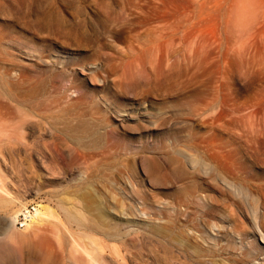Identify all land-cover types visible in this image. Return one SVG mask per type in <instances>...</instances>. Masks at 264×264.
<instances>
[{
  "label": "rangeland",
  "instance_id": "obj_1",
  "mask_svg": "<svg viewBox=\"0 0 264 264\" xmlns=\"http://www.w3.org/2000/svg\"><path fill=\"white\" fill-rule=\"evenodd\" d=\"M29 70L49 106L0 127V264H214L155 229L193 180L183 234L204 231L220 261L262 262L264 0H0V82ZM31 203L53 209L36 231L17 221Z\"/></svg>",
  "mask_w": 264,
  "mask_h": 264
},
{
  "label": "bare ground",
  "instance_id": "obj_2",
  "mask_svg": "<svg viewBox=\"0 0 264 264\" xmlns=\"http://www.w3.org/2000/svg\"><path fill=\"white\" fill-rule=\"evenodd\" d=\"M30 55V54H29ZM5 73V72H4ZM4 76V75H3ZM5 77V76H4ZM0 89L2 92V99L0 100V127L1 125H3L6 120L10 119L12 112H16V111H25L27 112L28 115H34V117L36 116H41L46 112V110L48 109V104H47V99H46V89H45V82H44V78L41 76H36L33 74V71L29 70L28 74L26 76V80L24 83V86L18 85V84H11V83H6V82H0ZM51 106V105H50ZM60 111V110H59ZM49 112V111H47ZM51 112V111H50ZM49 112V113H50ZM17 113V112H16ZM15 113V114H16ZM24 113V112H23ZM64 113V112H63ZM62 114V113H61ZM60 114V115H61ZM27 115V116H28ZM46 115V114H45ZM64 115V114H63ZM32 117V116H30ZM54 117V116H53ZM45 118V117H44ZM44 120V119H43ZM60 120V119H59ZM58 120V121H59ZM57 121V120H56ZM54 122V121H53ZM59 123V122H58ZM84 123V122H83ZM90 123V122H89ZM60 124V123H59ZM54 125V124H53ZM57 123L55 124L54 127L56 126ZM85 124H82V127L85 126ZM4 126V125H3ZM2 126V129H3ZM21 126V125H20ZM25 128V127H24ZM19 129V128H18ZM91 129V128H90ZM1 130V128H0ZM22 130V129H21ZM2 131V130H1ZM0 131V132H1ZM23 131V130H22ZM31 135H34V131L30 129ZM3 133V131H2ZM36 133V132H35ZM1 134V133H0ZM22 134V133H21ZM41 134V133H40ZM39 134V135H40ZM95 134V133H94ZM2 135V134H1ZM99 136V135H98ZM29 137V136H28ZM2 138V136H1ZM24 138H26V136H24ZM98 138V137H97ZM29 139V138H28ZM32 140V139H31ZM8 146V143L6 140L4 139H0V163L4 162V158H3V151L4 148H6ZM40 156V155H39ZM31 158V157H30ZM34 158V156H33ZM41 159V158H40ZM34 162V161H33ZM37 168V167H36ZM32 171V170H31ZM33 173V172H32ZM35 174V173H34ZM42 178V177H41ZM44 178V177H43ZM36 180V178H35ZM32 183V182H31ZM41 183V182H40ZM36 186V185H35ZM185 187V191H186V195L185 197H183L182 199H180L179 201H177L174 205V216L172 219V225L168 226H158L155 227L156 231L162 234H165L167 236H169L172 240V246L174 247H178L179 249H176L174 251H178L179 252H183V251H188L190 252L193 256H195V258L197 257V259L199 260H209L211 262H213L214 264H249L248 262L250 261V257H252L253 255H255V252L251 249L250 252H247L244 255L243 259H240V261H237L236 259H234L232 262L227 261L225 258H223L222 263L219 259V253L217 252V247L214 244H210L208 246H204V243H200L198 240H196V238H201V239H205V232L204 231H194L193 233H190L191 231H188V233H186V235L183 234V231L180 228V225H188V223L184 224L180 219H179V212L176 207H178V205H182L184 203L185 205V209L187 207H189V201L191 200L193 203H199L198 200L201 199V197L197 194V189H198V184L196 180L191 181L190 183H187ZM33 188V187H32ZM6 192L5 188L2 189ZM32 190V189H31ZM82 190V189H81ZM203 192V191H202ZM80 193V192H79ZM81 200H82V204L84 207L87 208H93L97 206V209L99 210V215L101 217H103V222H94L99 228L104 229L105 227H109V229L111 230V233L114 234V230H112L110 228V224L108 225V221L106 220L107 218H104L106 216V210H104L105 208L102 207L101 204H98V199L95 198V194H93V192L91 190L84 189L82 190V192L79 194ZM99 197V196H98ZM197 197V199H195ZM204 197V196H203ZM97 199V200H95ZM190 199V200H189ZM100 201V199H99ZM117 201V200H116ZM122 201V200H121ZM97 202V205L94 204ZM99 203H102L101 201ZM211 203V202H210ZM119 204H121V202L119 201ZM118 204V205H119ZM124 204V202H123ZM122 204V205H123ZM201 205H204L205 203H200ZM117 205V206H118ZM106 206V205H105ZM108 206V205H107ZM106 206V207H107ZM41 209L38 210L37 208V212H36V216L35 219L32 220L33 222V227L35 229V231L38 229L39 225H41L44 222H51V217L54 216L53 215V209L46 205V204H41L40 205ZM119 207V206H118ZM68 211H67V217L68 218H78V219H86V216L83 214V212L78 211L77 208L75 206H69L67 207ZM211 208V207H210ZM228 208V207H227ZM226 208V209H227ZM115 209V208H113ZM205 209V208H204ZM108 210V209H107ZM112 210V208H111ZM144 210V209H143ZM110 211V210H109ZM108 211V212H109ZM191 211V210H190ZM196 211V210H195ZM141 212V211H140ZM145 213V211H144ZM121 214V213H120ZM187 214V213H185ZM211 214V211H205L204 215H208ZM110 215V214H109ZM124 215V214H123ZM189 215V214H187ZM191 215V214H190ZM113 216V215H112ZM131 216V215H130ZM170 216V215H169ZM109 217V216H108ZM115 217V216H114ZM118 217V216H116ZM115 217V218H116ZM123 217V216H122ZM125 217V215H124ZM128 217V216H127ZM126 217V218H127ZM138 217V216H137ZM186 217V216H185ZM100 218V217H99ZM188 218V217H187ZM135 219V218H133ZM185 219V218H184ZM193 217L189 216V219H187V221L189 222L190 220H192ZM114 220V219H113ZM116 220V219H115ZM119 220V219H118ZM137 220V219H136ZM168 220V219H167ZM171 220V219H170ZM196 220V219H195ZM123 221V220H122ZM141 221V220H140ZM127 222H130L131 225H135L132 220H127ZM162 222V221H161ZM220 222V221H219ZM226 222V221H225ZM112 223V222H110ZM143 223V221H142ZM194 223V221H193ZM197 223V222H196ZM128 224V223H127ZM129 224V225H130ZM114 225V223H113ZM164 225V224H163ZM115 226V225H114ZM193 226V225H192ZM189 227V226H188ZM193 228V227H192ZM196 230V229H195ZM208 231V230H207ZM220 231V230H218ZM69 232V231H68ZM12 233V232H11ZM211 233V232H209ZM220 233V232H219ZM224 233V232H223ZM191 234V235H189ZM207 234V233H206ZM213 234V233H211ZM217 234V233H216ZM168 237V238H169ZM209 237V236H208ZM213 237V236H212ZM214 238V237H213ZM220 238V237H219ZM209 239V238H208ZM211 239V238H210ZM209 239V241H210ZM221 241V240H220ZM234 241V240H233ZM231 240L229 246L232 248H236V245L234 244ZM264 241V240H263ZM214 242V241H211ZM210 242V243H211ZM224 242V241H223ZM237 242V241H236ZM206 244V243H205ZM224 244V243H223ZM228 244V242L226 243ZM253 246V245H252ZM250 249V248H249ZM85 250V249H84ZM229 249H225V251H227ZM6 252V247H4L3 245L0 246V256H2L3 254H5ZM222 252V251H221ZM243 253V252H242ZM183 256V255H182ZM240 256V255H239ZM174 258V257H173ZM171 259V258H170ZM173 261V260H172ZM254 261V260H253ZM179 262V261H178ZM174 263V262H173ZM209 263V262H208ZM258 263V262H257ZM260 264H264V258L262 260V262Z\"/></svg>",
  "mask_w": 264,
  "mask_h": 264
},
{
  "label": "built area",
  "instance_id": "obj_3",
  "mask_svg": "<svg viewBox=\"0 0 264 264\" xmlns=\"http://www.w3.org/2000/svg\"><path fill=\"white\" fill-rule=\"evenodd\" d=\"M35 203H31L23 207L18 215V223L21 226L26 225L28 222H31L36 217L37 207Z\"/></svg>",
  "mask_w": 264,
  "mask_h": 264
}]
</instances>
